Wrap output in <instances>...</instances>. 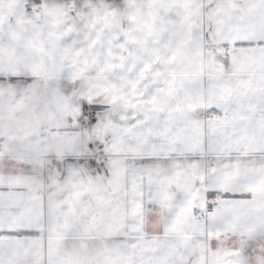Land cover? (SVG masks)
<instances>
[{
    "label": "snow or ice",
    "instance_id": "1",
    "mask_svg": "<svg viewBox=\"0 0 264 264\" xmlns=\"http://www.w3.org/2000/svg\"><path fill=\"white\" fill-rule=\"evenodd\" d=\"M0 264H264V0H0Z\"/></svg>",
    "mask_w": 264,
    "mask_h": 264
}]
</instances>
